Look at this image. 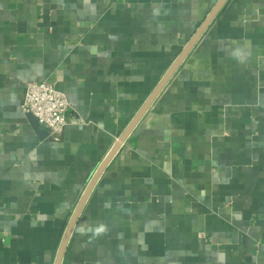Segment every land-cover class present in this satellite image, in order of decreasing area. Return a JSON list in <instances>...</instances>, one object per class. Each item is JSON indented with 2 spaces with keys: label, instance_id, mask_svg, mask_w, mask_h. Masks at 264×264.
Here are the masks:
<instances>
[{
  "label": "crops",
  "instance_id": "obj_1",
  "mask_svg": "<svg viewBox=\"0 0 264 264\" xmlns=\"http://www.w3.org/2000/svg\"><path fill=\"white\" fill-rule=\"evenodd\" d=\"M218 0H0V264H54L92 176ZM57 81L59 138L21 106ZM63 264H264V0H228L94 187Z\"/></svg>",
  "mask_w": 264,
  "mask_h": 264
},
{
  "label": "water",
  "instance_id": "obj_2",
  "mask_svg": "<svg viewBox=\"0 0 264 264\" xmlns=\"http://www.w3.org/2000/svg\"><path fill=\"white\" fill-rule=\"evenodd\" d=\"M228 0H218L216 5L213 7V9L210 11V13L206 16L204 21L199 25L198 29L194 33V35L191 37V39L188 41L182 52L179 54L177 59L174 61V63L171 65L169 70L166 72V74L163 76L161 81L158 83V85L154 88L150 96L147 98L143 106L140 108V110L137 112V114L134 116V118L131 120L129 125L125 128V130L120 135L118 141L114 144L113 148L110 150L108 155L105 157V159L102 161L94 175L92 176L90 182L88 183L84 193L82 194L77 207L74 210V213L71 217V220L66 228V231L64 233V236L62 238V241L60 243L58 253L56 256V260L54 264H63L64 258L66 255V252L68 250L75 226L79 220V217L94 189L96 186L98 180L106 170L107 166L111 162V160L114 158V156L117 154L119 149L122 147V145L126 142L130 134L133 132L141 118L145 115V113L148 111L150 106L153 104V102L156 100V98L159 96L163 88L166 86V84L169 82V80L172 78L174 73L177 71V69L180 67V65L183 63V61L186 59V57L189 55V53L192 51L194 46L197 44V42L200 40L202 35L205 33V31L208 29V27L211 25L213 20L216 18V16L220 13L222 8L225 6ZM29 118L35 125V128L38 131H42L40 127V123L37 117H35L33 114H28Z\"/></svg>",
  "mask_w": 264,
  "mask_h": 264
},
{
  "label": "built area",
  "instance_id": "obj_3",
  "mask_svg": "<svg viewBox=\"0 0 264 264\" xmlns=\"http://www.w3.org/2000/svg\"><path fill=\"white\" fill-rule=\"evenodd\" d=\"M23 113L33 114L52 137L59 138L65 127L76 121L75 111L67 95L58 88L57 81H32L27 83Z\"/></svg>",
  "mask_w": 264,
  "mask_h": 264
}]
</instances>
